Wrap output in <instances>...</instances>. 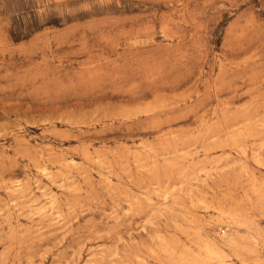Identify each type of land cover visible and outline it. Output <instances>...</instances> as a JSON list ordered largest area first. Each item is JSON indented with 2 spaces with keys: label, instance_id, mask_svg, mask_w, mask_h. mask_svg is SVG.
Returning a JSON list of instances; mask_svg holds the SVG:
<instances>
[{
  "label": "rangeland",
  "instance_id": "374dc122",
  "mask_svg": "<svg viewBox=\"0 0 264 264\" xmlns=\"http://www.w3.org/2000/svg\"><path fill=\"white\" fill-rule=\"evenodd\" d=\"M0 264H264V0H0Z\"/></svg>",
  "mask_w": 264,
  "mask_h": 264
},
{
  "label": "bare ground",
  "instance_id": "6f19581e",
  "mask_svg": "<svg viewBox=\"0 0 264 264\" xmlns=\"http://www.w3.org/2000/svg\"><path fill=\"white\" fill-rule=\"evenodd\" d=\"M62 158H63V157H62ZM74 164H75V163H74ZM45 168H46V167H45ZM45 170H46V169H45ZM20 186H21V188H22V187L25 188V186H22V185H20ZM23 188H22V189H23ZM209 251H210V250H209ZM214 251H215V250H214ZM212 252H213V251H212ZM215 253H216V252H215Z\"/></svg>",
  "mask_w": 264,
  "mask_h": 264
}]
</instances>
